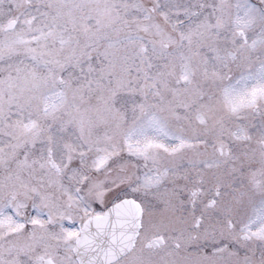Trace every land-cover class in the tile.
I'll list each match as a JSON object with an SVG mask.
<instances>
[{
	"label": "snow or ice",
	"instance_id": "1",
	"mask_svg": "<svg viewBox=\"0 0 264 264\" xmlns=\"http://www.w3.org/2000/svg\"><path fill=\"white\" fill-rule=\"evenodd\" d=\"M0 264H264V0H0Z\"/></svg>",
	"mask_w": 264,
	"mask_h": 264
}]
</instances>
